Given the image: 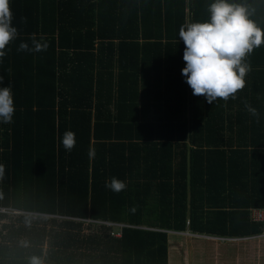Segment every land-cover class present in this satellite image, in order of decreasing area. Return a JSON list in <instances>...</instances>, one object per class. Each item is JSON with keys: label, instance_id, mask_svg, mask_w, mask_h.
<instances>
[{"label": "trees", "instance_id": "16d2710c", "mask_svg": "<svg viewBox=\"0 0 264 264\" xmlns=\"http://www.w3.org/2000/svg\"><path fill=\"white\" fill-rule=\"evenodd\" d=\"M213 2L9 0L19 34L0 60L15 108L0 122V264H167L168 236H264L251 217L264 209V45L235 99L208 104L181 75L179 29L208 22ZM228 3L264 31V0ZM32 34L47 50L18 52ZM112 177L126 190L105 188Z\"/></svg>", "mask_w": 264, "mask_h": 264}, {"label": "clouds", "instance_id": "9594fccd", "mask_svg": "<svg viewBox=\"0 0 264 264\" xmlns=\"http://www.w3.org/2000/svg\"><path fill=\"white\" fill-rule=\"evenodd\" d=\"M208 13V22L181 26L179 40L184 44L182 58L185 67L181 70V75L185 77V83L193 96H202L208 104H212L217 99H235L236 93L244 89L245 77L251 71L246 59L254 49L264 45V31L248 19L250 13L244 6L230 4L228 0H214L208 6ZM12 20L9 0H0V60L6 55V46L19 34ZM30 39L33 45L31 48L27 43L21 42L17 51L47 50V43L37 41L35 34ZM2 83L3 79L0 78V84ZM246 108L253 116L258 117L255 108L247 104ZM14 112L11 85L0 88V122L10 124ZM61 143L66 152H71L76 146L75 133L66 131ZM95 155V148L90 147L89 159H94ZM4 171L5 165L0 163V179L3 178ZM105 188L119 193L126 190L127 185L112 177L105 181ZM135 210L134 207L131 209L133 213ZM30 264H43V260L33 256Z\"/></svg>", "mask_w": 264, "mask_h": 264}, {"label": "rangeland", "instance_id": "374dc122", "mask_svg": "<svg viewBox=\"0 0 264 264\" xmlns=\"http://www.w3.org/2000/svg\"><path fill=\"white\" fill-rule=\"evenodd\" d=\"M90 222V221H87ZM117 230V227L114 231ZM119 231V230H118ZM112 233V234H114ZM187 233L178 236H168L169 237V250H168V263L169 264H214L216 261L214 256V248L216 247L218 250H222L225 252L224 248H228L226 257L221 256L218 258L219 261H223L227 264V262H232L240 259L245 264H253V262H258V264H264V236L258 237H248L245 241L241 243V247H243L242 252H239L238 248H233L231 246L233 242L230 241H220L215 239H206V238H196L194 236H187ZM263 237V239L258 241V247L255 249L254 244L257 241H250V239H256ZM196 244H202L201 247H194ZM177 246L175 249H173ZM213 246V247H211ZM187 252V260L186 254L183 252ZM253 251L262 253L260 257L254 254ZM240 253V254H239ZM239 255L241 257H239ZM263 255V256H262Z\"/></svg>", "mask_w": 264, "mask_h": 264}, {"label": "crops", "instance_id": "0c3cea01", "mask_svg": "<svg viewBox=\"0 0 264 264\" xmlns=\"http://www.w3.org/2000/svg\"><path fill=\"white\" fill-rule=\"evenodd\" d=\"M115 232L116 233L113 234L114 237H116V238L121 237V232L120 231L116 230ZM202 238H203V236H202ZM261 239H263V237L256 238V239H250L249 242H251V241H257V243L254 244L255 249H257V247H258V241L261 240ZM192 242H195V241H192ZM242 242H246V241H244V240H242V241H236V242H233V244L231 246H233V248H238L239 249V252L241 253L242 250H243V247H241V243ZM195 244H196V242H195ZM201 246H202V244H200V243L194 245V247H201ZM176 247L177 246H175L173 249H175ZM211 247H213V246H211ZM213 248H214V256H215V259H216V261L214 262V264H226L223 261H219L218 258L221 257V256H225L226 257L228 248H224L225 252H223L222 250H218L216 247H213ZM175 250H177V249H175ZM253 253L256 254V255H258L257 257H260L261 254H262V253H260V255H259V253L255 252V251H253ZM183 254H186V260H187V252L184 251ZM239 257H241V256L239 255ZM19 260H20V258H19ZM57 262H58L57 260L51 259L50 261H48V264H56ZM167 264H169V263H167ZM227 264H245V263L242 262L240 259L237 258V260L232 261V262H227ZM253 264H258V262H256V263L253 262Z\"/></svg>", "mask_w": 264, "mask_h": 264}, {"label": "built area", "instance_id": "2783aa9c", "mask_svg": "<svg viewBox=\"0 0 264 264\" xmlns=\"http://www.w3.org/2000/svg\"><path fill=\"white\" fill-rule=\"evenodd\" d=\"M251 217H252V221L253 222H255V223H263L264 224V209L263 210H259V211H252ZM98 223H102V224H105L107 226H114V227H118V228L124 227L123 225H116V224H110V223H105V222H98ZM209 239H215V240H220V241H230V242L238 241L237 239H232V238L225 239V238H213V237L211 238L210 237Z\"/></svg>", "mask_w": 264, "mask_h": 264}]
</instances>
